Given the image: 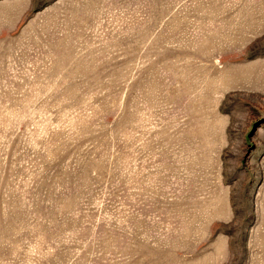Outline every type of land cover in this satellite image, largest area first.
I'll use <instances>...</instances> for the list:
<instances>
[{
  "label": "rangeland",
  "instance_id": "obj_1",
  "mask_svg": "<svg viewBox=\"0 0 264 264\" xmlns=\"http://www.w3.org/2000/svg\"><path fill=\"white\" fill-rule=\"evenodd\" d=\"M0 264H264V0H0Z\"/></svg>",
  "mask_w": 264,
  "mask_h": 264
}]
</instances>
